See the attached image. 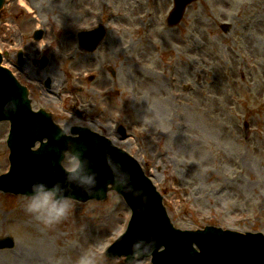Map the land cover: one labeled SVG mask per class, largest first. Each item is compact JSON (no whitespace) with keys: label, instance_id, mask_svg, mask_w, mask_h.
I'll return each instance as SVG.
<instances>
[{"label":"rangeland","instance_id":"obj_1","mask_svg":"<svg viewBox=\"0 0 264 264\" xmlns=\"http://www.w3.org/2000/svg\"><path fill=\"white\" fill-rule=\"evenodd\" d=\"M10 2L0 14V51L7 52L3 63L31 89L34 107L54 111L62 127L75 117L62 119L59 106L71 97L65 101L58 92L79 86L74 97L99 102L107 131L119 122L130 127L126 139L111 140L163 191L175 226L264 234V0H200L176 27L164 20L172 0H155L154 6L147 0ZM106 12L115 17L105 26L103 43L89 50L77 45L78 28L92 27ZM224 21L232 24L226 33L218 28ZM36 28L43 30L39 41L31 37ZM171 60L179 74L174 87L186 96L178 105L165 83ZM108 66L116 68L114 79ZM90 72L96 79L89 82ZM200 75L203 81L196 83ZM47 78L50 90L43 85ZM186 82L195 89L189 95L182 89ZM7 131L8 123L1 122L0 172L8 166ZM160 146L164 152L157 156ZM62 161L72 166L71 157ZM7 196L0 192V235L10 234L15 244L0 249V264H49V257L75 264L84 250H94L100 264H123L121 257H106L121 250L110 242L129 217L117 194L72 200L69 215L50 229L24 210L25 196ZM27 250L39 261L24 256ZM140 264H150L149 258Z\"/></svg>","mask_w":264,"mask_h":264},{"label":"water","instance_id":"obj_2","mask_svg":"<svg viewBox=\"0 0 264 264\" xmlns=\"http://www.w3.org/2000/svg\"><path fill=\"white\" fill-rule=\"evenodd\" d=\"M179 1V0H178ZM2 0H0V7ZM174 8L177 16L180 15L183 5H176ZM1 62V55H0ZM28 94L25 86L20 84L12 72L0 64V105L10 96L20 97L21 94ZM24 100L18 110L11 114L0 112V120L8 119L11 122L8 145L11 149V170L0 176V188L10 189L15 192L26 191L32 180L40 178V174L28 175L31 173V164L37 163L40 169L50 167L52 161H57L61 150L68 147V141H75L68 137L63 143L56 139L59 127L51 120L50 114L44 109L31 110L30 100ZM81 131V128L74 129ZM84 133L93 138L92 133L82 129ZM45 138V140H44ZM90 138V139H91ZM39 141V147L32 149L35 142ZM83 149V143L78 144ZM123 152V151H122ZM97 158L98 151L89 154ZM113 159L123 162L132 171L133 180L137 185H143L151 192V199L142 210H137V201L131 199L126 193V200L132 208V218L126 237L131 241L136 236L154 235L159 243L151 255L153 264H264V234L261 232H238L220 227L205 226L202 229H178L173 227L169 218L166 217L163 206L160 203L159 195L148 180H145L135 162L120 152L112 153ZM45 161L46 163L44 164ZM109 162L100 164L103 176L107 181L98 178V186L105 182H111L108 168ZM39 169V170H40ZM42 178V177H41ZM51 183L53 176L45 177ZM107 184L104 185V189ZM99 192H94L97 195ZM105 190H102L100 197H104ZM99 198V196H97ZM10 238L0 239V246L11 245ZM195 245V246H194ZM161 247H163L161 249Z\"/></svg>","mask_w":264,"mask_h":264},{"label":"clouds","instance_id":"obj_3","mask_svg":"<svg viewBox=\"0 0 264 264\" xmlns=\"http://www.w3.org/2000/svg\"><path fill=\"white\" fill-rule=\"evenodd\" d=\"M26 99L27 94L23 93L20 97L10 96L0 105V112L13 114ZM73 126L90 129L91 122L83 117L70 120L66 125L59 128L56 138L73 136ZM112 146L118 148L115 143ZM66 156H70L73 162L70 168L64 169V181L55 179L49 183L46 179L36 178L28 185V191L25 193L24 210L45 229L53 228L69 215L72 207L69 188L72 183L85 193L99 190L98 173L92 166L94 162L89 157H85L80 149H74L70 143L68 147L61 150L58 162ZM56 163L57 161L54 160L50 165L53 172ZM108 168L113 186L120 193H126L131 199L136 200L137 210H142L151 199L150 190L143 185L136 184L133 180L132 171L122 161L112 159ZM65 181L69 183L66 184ZM158 246V240L154 235L136 236L129 244L127 264H140L145 258L151 256ZM49 264H61V262L49 257ZM75 264H100V260L94 250H84L76 258Z\"/></svg>","mask_w":264,"mask_h":264},{"label":"flooded vegetation","instance_id":"obj_4","mask_svg":"<svg viewBox=\"0 0 264 264\" xmlns=\"http://www.w3.org/2000/svg\"><path fill=\"white\" fill-rule=\"evenodd\" d=\"M84 100H87V102L83 101V99L80 102L81 108H83L85 111L82 114V117L90 120L91 117L97 116L98 115V105L94 99L91 97L84 96Z\"/></svg>","mask_w":264,"mask_h":264},{"label":"bare ground","instance_id":"obj_5","mask_svg":"<svg viewBox=\"0 0 264 264\" xmlns=\"http://www.w3.org/2000/svg\"><path fill=\"white\" fill-rule=\"evenodd\" d=\"M21 251V250H20ZM30 253V251H28L27 250V253H25V254H23L24 256H26L27 255V257H28V259H30L31 260V262H38L39 260H38V257L34 260V261H32L33 259H31V254L30 255H28Z\"/></svg>","mask_w":264,"mask_h":264}]
</instances>
